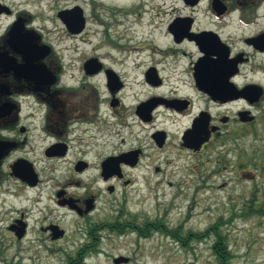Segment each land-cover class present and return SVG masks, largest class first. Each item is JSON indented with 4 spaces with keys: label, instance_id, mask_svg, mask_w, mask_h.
Masks as SVG:
<instances>
[{
    "label": "flooded vegetation",
    "instance_id": "af4514ba",
    "mask_svg": "<svg viewBox=\"0 0 264 264\" xmlns=\"http://www.w3.org/2000/svg\"><path fill=\"white\" fill-rule=\"evenodd\" d=\"M146 2L121 6L123 18L110 23L94 11L110 32L91 52L73 53L76 60L61 61L23 12L0 36V212L23 196L33 210L31 222L28 211H9L18 263L51 255L70 237L54 210L83 221L77 234L88 232L102 198L113 196L104 204L120 218L118 195L138 178L166 177L175 169L162 165L189 163L207 148L235 150L264 123V0ZM84 13L83 28L69 33L86 29ZM0 14L14 11L0 5ZM19 18L36 53L10 44ZM194 121L206 132L195 140Z\"/></svg>",
    "mask_w": 264,
    "mask_h": 264
},
{
    "label": "rangeland",
    "instance_id": "374dc122",
    "mask_svg": "<svg viewBox=\"0 0 264 264\" xmlns=\"http://www.w3.org/2000/svg\"><path fill=\"white\" fill-rule=\"evenodd\" d=\"M136 1L0 0L14 11L12 15L0 14V36L6 31L15 15L23 12L29 18L28 26L36 29L45 41L55 47L61 61L76 60L78 54L74 56L73 53L91 52V47L105 42L103 36L105 30L106 33L110 32L106 25L99 26L93 20L94 11L102 21L107 19L105 23H110L111 20L120 21L123 18L121 6L134 8L135 4L132 6L131 4ZM93 3L96 5L101 3L102 6L94 7ZM146 3L145 8L151 9L159 2L147 0ZM168 4L165 3L166 9H170ZM76 5L85 11L84 14L90 18V21L83 32L71 34L56 16V11L73 8ZM167 16L165 15V19ZM126 20L129 25L131 18ZM260 78L264 82V78ZM261 120L256 123L255 132L248 133L239 143V148L235 150L226 149L222 145L212 149L207 148L189 163L181 157L172 166L162 165L163 170L175 169V172L166 177L148 174L147 180L138 178L132 188L123 189L125 193L118 195V203L123 201L125 208L119 221L136 216V221L139 223L146 218L159 219L172 227L182 225L185 230H203L221 216L223 219L231 217L233 211L239 210L242 202L255 189L257 195L263 198L264 167L260 169L259 166L260 163L264 164V158L261 160L259 156L250 159L254 157L255 151L260 155L264 153V123ZM228 147L231 148L232 145ZM139 169L137 174L143 170V168ZM22 198L8 201L6 208L0 212V264L19 262L14 237L7 226L14 215L9 211L16 208L28 211L29 221H32L31 202ZM106 198V200L102 198L98 209L91 215L90 226L99 225L97 222L102 220L113 219L111 217L118 207L110 211L104 202L111 203L113 196ZM47 202L43 198L41 204L45 205ZM53 213L64 217V222L70 230V237L54 245L51 255L43 254L41 260L35 263L32 260H25L22 264H65V255L56 248L64 247L68 252H73L79 245L88 242L87 231L77 234L75 229L83 225V221H72L71 216L65 211L54 210ZM222 229L228 235L229 247L232 248L234 255L230 264H264V216L248 218L233 216ZM99 234L101 235L100 250L89 254L84 259V264H114L113 258L118 256L129 258L127 262L119 264H210L213 259L210 249L212 238L199 243L193 242L190 248H182L171 237L157 232L148 238L139 237L134 231L118 235L103 229Z\"/></svg>",
    "mask_w": 264,
    "mask_h": 264
},
{
    "label": "trees",
    "instance_id": "16d2710c",
    "mask_svg": "<svg viewBox=\"0 0 264 264\" xmlns=\"http://www.w3.org/2000/svg\"><path fill=\"white\" fill-rule=\"evenodd\" d=\"M253 156L254 157H250V159H256L260 156L261 160H263L264 153L260 155L259 152L255 151ZM259 167L261 169L264 167V164L260 163ZM233 216L243 218L264 216V197L260 198L257 195V189H255L252 191L251 195L242 202L239 210L233 211L231 217L223 219L221 216L216 221L208 224L203 230H185L182 225L172 227L159 219L146 218L142 223H139L136 221V216H131L128 220H123L121 224L112 221L102 227L93 224L87 232L88 242L81 245L74 254L69 252L65 264H84V259L89 254L99 252L101 244V235L99 231L103 229H107L118 235L126 234L128 231H134L137 236L143 238H148L153 233L157 232L171 237L174 241L178 242L182 248H190L193 242L199 243L212 238L210 249L213 259L210 264H230L234 255L232 248L229 247L228 235L224 232L222 227L229 223ZM8 264L12 263L10 262Z\"/></svg>",
    "mask_w": 264,
    "mask_h": 264
},
{
    "label": "water",
    "instance_id": "95a60500",
    "mask_svg": "<svg viewBox=\"0 0 264 264\" xmlns=\"http://www.w3.org/2000/svg\"><path fill=\"white\" fill-rule=\"evenodd\" d=\"M3 7H6L3 5ZM57 15L61 18V20L65 23L66 27L69 29L71 32H78L83 28V23H84V17L82 14V10L79 6H75L71 9H63L58 11ZM24 30V20L23 18H19L18 20L15 21L13 26L10 28L8 34L10 39L12 40L11 46L16 50V48L23 49L24 51L30 52V50L33 53H36L39 46L36 42H31V40L26 41L23 40L22 38H25L28 40V37H26L28 34L23 33ZM31 32V31H30ZM260 96V93H258V97ZM192 134L194 135L193 140L200 138L201 135L205 134L206 132L202 133L201 131H198V123L197 121H194L193 127L191 129ZM207 140V139H204ZM202 140V142L204 141ZM190 144H199V141H192ZM195 146V145H193ZM93 208V205H90L87 207L85 212L89 211L90 209ZM128 258L124 256H119L113 259V262L115 264H119L122 262H127Z\"/></svg>",
    "mask_w": 264,
    "mask_h": 264
}]
</instances>
